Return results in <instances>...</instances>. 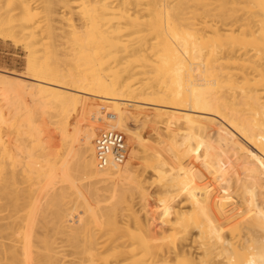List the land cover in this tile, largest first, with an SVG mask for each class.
<instances>
[{
    "label": "bare ground",
    "instance_id": "bare-ground-1",
    "mask_svg": "<svg viewBox=\"0 0 264 264\" xmlns=\"http://www.w3.org/2000/svg\"><path fill=\"white\" fill-rule=\"evenodd\" d=\"M0 37V264H264V0H0Z\"/></svg>",
    "mask_w": 264,
    "mask_h": 264
},
{
    "label": "rangeland",
    "instance_id": "rangeland-1",
    "mask_svg": "<svg viewBox=\"0 0 264 264\" xmlns=\"http://www.w3.org/2000/svg\"><path fill=\"white\" fill-rule=\"evenodd\" d=\"M26 56H27V51L23 45L21 44L16 45L13 41L8 40V39H3L0 37V73L4 74L7 78L11 80L12 79L14 80L16 78L22 79L26 77L27 76ZM1 97L2 95L0 94V99H2ZM24 99H25L24 104L30 108H33L32 106L33 103L31 99L29 97L24 98ZM4 111L5 112L7 111V106L4 107ZM6 114H7L6 115L7 118L8 119L12 118V120L18 116L17 115L16 117H14L15 111H14L13 106L12 107L8 106V112ZM34 115L37 116L40 114L35 113ZM41 116H38L37 120L33 124L37 126V128L38 127L41 128V134H40L41 141H46V142L51 143L52 148L56 151L60 147V142L63 141L61 133L59 129H57L55 124L48 122V119L46 118V116H42V117ZM207 119L208 120L206 123H202V128L207 129L208 134L209 133L214 134L217 129V124L212 121L211 116H208ZM46 120H47V123L44 124L43 121H46ZM11 122L13 123V121H9L8 125L11 124ZM11 129L12 128H10L9 126H7V128L4 126L1 128V131H2L1 134L6 135L5 138L12 139L13 135L10 132ZM144 131H145V128L143 129V132ZM123 134L124 136H126L125 132H123ZM237 141L239 142L240 145L245 147L246 152H254V149H252V147H250L240 137H237ZM129 151L130 150L128 149V153ZM135 167H138V164H135Z\"/></svg>",
    "mask_w": 264,
    "mask_h": 264
},
{
    "label": "built area",
    "instance_id": "built-area-1",
    "mask_svg": "<svg viewBox=\"0 0 264 264\" xmlns=\"http://www.w3.org/2000/svg\"><path fill=\"white\" fill-rule=\"evenodd\" d=\"M112 142L113 146L109 144ZM111 145V146H110ZM97 157L99 164H105L108 161L109 151H112L119 162L127 156V150L124 143V134L112 129H102L101 134L96 139Z\"/></svg>",
    "mask_w": 264,
    "mask_h": 264
}]
</instances>
